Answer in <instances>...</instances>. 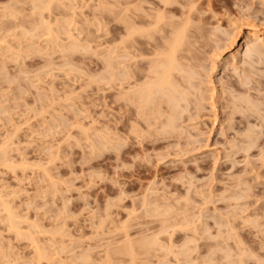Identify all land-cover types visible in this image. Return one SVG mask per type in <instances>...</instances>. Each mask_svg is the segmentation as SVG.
<instances>
[{
    "label": "rangeland",
    "instance_id": "rangeland-1",
    "mask_svg": "<svg viewBox=\"0 0 264 264\" xmlns=\"http://www.w3.org/2000/svg\"><path fill=\"white\" fill-rule=\"evenodd\" d=\"M36 1L0 0V264H104L109 247L124 245V227L134 240L159 238L160 248L157 241L155 249L142 250L138 264H177V255L182 264L207 259V264H264V88L259 89L264 82V0H174L178 2L170 9L176 19H187L194 26L191 34L199 27L202 33L193 35L192 59L185 53L187 65L197 73L185 66L196 76L191 81L200 104L194 99L189 108L182 104L188 111L181 119L176 114L180 129L172 133V127L163 130L169 123L163 120L168 113L164 103L163 127L154 123L160 111L155 115L159 119L150 116L159 107L141 114L130 104L126 114L122 94L128 81L122 76V84L116 85L107 66L128 61L106 59L116 43L114 25L123 37L131 20H125L131 16V11L125 13L128 4L145 14L155 1L163 6L160 0H56L52 14L44 15L60 32L58 43H76L72 49L48 43ZM249 31H258L261 38L252 44L263 45L253 51L254 57L246 54L253 63L262 58L251 67L252 60L245 57ZM123 62L121 72H130ZM247 76L257 81L251 85L257 91L246 90L250 106L240 93L250 87L243 83ZM238 96L245 110L234 106ZM148 113L155 126L147 123ZM229 220L233 228H222ZM17 221L20 228H12ZM166 222L172 227L168 231L163 230ZM230 229L237 238L228 235ZM217 244L227 245L233 259ZM243 249L252 256L238 263L246 256ZM116 257L114 264H130V257Z\"/></svg>",
    "mask_w": 264,
    "mask_h": 264
},
{
    "label": "bare ground",
    "instance_id": "bare-ground-1",
    "mask_svg": "<svg viewBox=\"0 0 264 264\" xmlns=\"http://www.w3.org/2000/svg\"><path fill=\"white\" fill-rule=\"evenodd\" d=\"M37 1H39V0H37ZM36 1V2H37ZM159 1V0H158ZM40 2V5H38V2L36 3V5H35V7L37 6V8L39 9V11L41 12H39V14L40 15H42V16H44L42 19H45L44 21H43V23H45V27H44V29H42V34H44L45 36H46V40L48 41V43L50 44L51 42L53 43V45L52 46H54V44L55 45H57V47H59V48H61V47H65V46H68V45H64L62 42V46L60 47L59 46V44H61V43H58V42H60L59 40H60V37H61V34H59L60 32L58 31V30H55L52 26H53V24L52 23H50L49 21H51V19H49V21H48V19L46 20V18H49V17H45V15L46 14H48V13H50L51 11L50 10H52V7L51 6H53V4H56L57 2H56V0H40L39 1ZM159 2H161V3H163V6H161V4L159 3H157L156 1L154 2V9L153 10H151V9H149V13H148V10H147V13H137V9L136 8H138L137 6H135V8L134 7H132L133 9H130L131 8V6H130V4H128V8L126 9V11H125V13H126V15L128 14L127 12H130L131 11V13H129L131 16L128 18V19H125V20H130L129 22H128V25H125V27H124V29L122 30V32L124 33L122 36L123 37H120V34H119V31H120V26L119 25H114V36H113V40L116 42V43H114L113 45H112V47L110 46V50H109V52H108V54L109 55H107V57H106V59H107V61L109 60H115V61H119V59L122 57V60L124 59V57H126V61H128V63H129V61H133V64H128L127 62H125V59H124V62L123 61H121V62H123L124 64H126V65H124V67H126V69H128V67L130 68V72H121V70H120V68L122 69L123 67H120V63H114V64H112V66H107V67H109L110 69V71L112 72L113 71V73H112V75H113V78H114V80L113 81H115L116 82V85H119V84H122V76L123 77H126V79H127V83H125V84H127V85H129V89L126 91V92H124L122 95L124 96V98L126 99V101L125 102H127L126 103V105H125V108H126V114H127V112L128 113H130L131 112V109H130V104H132V105H136L137 107H135V108H137V110H140V112H141V114L142 113H144L145 112V110L147 109V110H149L150 108H153V109H151V111L152 110H154V109H156V108H154V107H159L158 108V110H154L153 112H150L151 113V117L153 116H157V113H158V117L160 118V120H155V119H159L158 117H156L155 116V118H153L154 120H155V124H160L161 126L163 125V124H161V122H162V118L161 117H163V116H160V113H161V111L162 110H160L161 109V107H163L162 106V104L166 107V110L167 111H165V107H163L162 109L165 111V112H168L167 114H169L170 115V117H168L169 115H167L166 113V117L163 119L164 120V123H166V122H169V123H167L166 124V127H163V126H165V124L162 126L164 129L163 130H168V128L167 127H172V129L171 128H169V130L168 131H171V133H172V131L173 132H177V130H179L180 128H176V126H178L179 127V122L180 121H178L179 119H177V117H176V114H178L179 115V118H180V115H181V118H182V115H183V112L185 113L186 111H188L187 110V108H186V106L188 107H190V105L192 104V102L191 101H193V99H194V101L193 102H195V101H197L198 100V96H199V91H196L197 89H198V87H196V84H195V86L193 85L194 83V81H195V79H194V77L196 78V76L194 75V74H196L197 75V73L196 72H194L195 70H194V67L193 66H190L189 64L187 65V62H189L188 60H190V59H188L189 58V56L187 55V54H189L190 55V58L192 59V56H193V54L191 53V49H192V47L195 45V43L197 42L196 41V39L194 38V37H196L197 36V31H198V33L199 34H201L202 33V30L200 29V27L199 28H197V30H196V33L194 32V31H192L193 29L192 28H194V26H192L191 24H190V22H189V26H192V27H190V28H188L189 26L187 25L188 23V21H187V19H186V22L184 21V22H182L181 20H177L176 19V17L174 16V12L171 10L172 9V6L171 5H173L174 3L176 4V2H178V1H174V0H160ZM117 3H119V2H117ZM117 3H115L113 6L116 8V5H117ZM156 3V4H155ZM119 5H121V4H119ZM155 5H156V7H155ZM171 6V7H170ZM174 6V5H173ZM155 8L157 9V10H155ZM171 8V9H170ZM185 8H187V7H185ZM114 9V8H113ZM173 9H175V8H173ZM133 10H136V11H133ZM139 10V9H138ZM154 10L156 11L155 13H154ZM172 11V13H170V14H173L172 16L171 15H168L169 14V12H171ZM47 12V11H49V12H47L45 15H44V12ZM53 11V10H52ZM115 11V10H114ZM123 10H122V14H124L123 12H124ZM139 11H141V10H139ZM112 12V11H111ZM143 12H145V10L143 11ZM153 12V13H152ZM190 12V11H189ZM121 13V12H120ZM119 13V14H120ZM191 13H192V11H191ZM51 14H52V12H51ZM51 14H50V17H51ZM113 14V13H112ZM123 16V15H122ZM129 16V15H128ZM127 16V17H128ZM169 16L171 17V18H169ZM174 16V17H173ZM185 16V15H184ZM187 16V15H186ZM190 16V15H189ZM126 17V16H125ZM173 17V18H172ZM174 18H175V20L177 21V23L176 22H174L175 20H174ZM190 19V18H189ZM46 21V22H45ZM41 22V21H40ZM178 22H182V23H185L184 25L183 24H181V23H179L178 24ZM192 22V21H191ZM42 23V24H43ZM54 23V22H53ZM187 23V24H186ZM57 23L55 22V24L54 25H56ZM181 24V25H180ZM58 26H59V24H57ZM201 26V25H200ZM202 27V26H201ZM58 28V27H57ZM190 29H192L191 30V32H193L192 34L190 33V32H188V31H190ZM196 29V28H195ZM198 29H200V30H198ZM57 32V33H56ZM59 32V33H58ZM71 31H69V33H70ZM262 32V31H261ZM67 33H68V31H67ZM66 33V34H67ZM196 34V36H193V35H195ZM248 34H247V40H246V42H245V45L247 46V48H246V53H245V55L247 54V53H249V52H252L251 53V55L253 54V51L255 52V50H256V48L258 49V48H262L263 47V45H261L260 47H258V45H260V43L259 44H257V47L255 46V45H253L255 42H256V39L255 38H257L258 40H259V36H258V31L257 32H255V31H249V32H247ZM41 34V35H42ZM62 34H63V32H62ZM71 34V33H70ZM189 34H190V36L192 37V38H194V40H192V44L190 43V36H189ZM263 34H264V30H263ZM43 35V36H44ZM68 35V34H67ZM210 35V34H209ZM69 36V38H70V35H68ZM74 37V36H73ZM237 37V36H236ZM235 37V38H236ZM234 38V37H233ZM235 38L233 39V43L235 42L234 40H235ZM254 39H255V41H254ZM261 39V38H260ZM45 40V39H44ZM76 39H74V41H75ZM61 41H63L62 39H61ZM195 41V42H194ZM254 41V43L252 44V42ZM76 42V41H75ZM112 42V41H111ZM250 42H251V44H250ZM46 43V42H45ZM51 43V44H52ZM72 43H74L73 41H72ZM50 44V45H51ZM76 43H74V44H71L70 43V45H75ZM81 44V45H80ZM80 47L82 46L83 47V45H82V43H81V41H80ZM116 44V45H115ZM263 44V43H262ZM40 45V44H39ZM38 45V48L40 47ZM191 45V46H190ZM249 45H253L254 47H255V49L253 50V48L251 47V46H249ZM43 46V45H42ZM41 46V47H42ZM72 46V47H73ZM84 46H86L85 44H84ZM245 46V47H246ZM40 47V48H41ZM45 47H47V46H45ZM57 47H55V49L57 48ZM70 49H72V47H70V46H68ZM68 47H65V48H68ZM75 47H78L79 48V46L78 45H76ZM190 47V48H189ZM44 47H42V49H43ZM65 48H62L63 49V51H68L67 49H65ZM41 49V50H42ZM81 49V48H80ZM82 49H84V48H82ZM40 50V49H39ZM39 50H36L37 52L39 51ZM190 50V51H189ZM259 50H261V49H259ZM45 51V50H44ZM249 51V52H248ZM189 52V53H188ZM185 53H187V54H185ZM191 53V54H190ZM250 54V53H249ZM254 54H256V52L254 53ZM192 55V56H191ZM251 55L249 56H245L246 57V59L247 58H249L250 57V59L252 60L253 58H251ZM110 56V57H109ZM253 57H254V55H252ZM127 57L129 58V60H127ZM141 58V60H138V59H140ZM110 58V59H109ZM263 59H264V56H263ZM186 60V62H184ZM256 60H258V61H256ZM255 60V63H253L254 61L252 60L250 63H253V64H249L250 65V67H251V65L253 66L254 64H256L257 62H261V60H262V58H257ZM108 61V62H109ZM132 61H131V63H132ZM192 61V60H191ZM246 61V60H245ZM247 62V61H246ZM110 63V62H109ZM184 63H186V65H184ZM108 65H110V64H108ZM127 65H130V66H127ZM185 66H187V68L189 67H193V68H191V71L194 73L193 75H192V72L190 73V70H187V68H185ZM133 67V68H132ZM135 67V68H134ZM111 68H112V70H111ZM188 68V69H189ZM125 69V70H126ZM255 70V69H254ZM253 72V71H252ZM123 73V74H122ZM255 73H257V71L255 72L254 71V75H257V74H255ZM261 74H259V76H260ZM192 76H193V78H192ZM260 77H263V76H260ZM242 78L243 77H241V81H244V79L246 78H248V76L247 77H245L243 80H242ZM103 79V78H102ZM124 79V78H123ZM125 79V80H126ZM192 79H194V81L192 82L191 80ZM251 81H250V80ZM252 79L254 80V77H249L247 80H245V81H247V83L244 81L243 83H245L246 84V86L247 85H249L250 87L248 88V86H247V88L244 90V91H241L240 93H242V92H244L246 95L248 94L249 95V93L251 92V90L253 91V89H254V91L256 90L257 91V88L255 89V87L254 86H251V85H255V82H256V84H257V81H252ZM104 80V79H103ZM249 80V81H248ZM109 81H110V79H109ZM112 81V82H113ZM124 81V80H123ZM124 82H126V81H124ZM123 82V83H124ZM248 82H250V84H248ZM242 83V82H241ZM242 83V84H243ZM254 83V84H253ZM259 83H261V81L259 80ZM245 84H243V86H245ZM263 84V85H262ZM113 85H114V83H113ZM112 85V86H113ZM261 86H259L260 88L259 89H263L264 88V82L262 81V83L260 84ZM116 87V86H115ZM192 87H193V90H195L197 93H195V92H192ZM254 87V88H253ZM117 89L116 90H118V88H119V86L118 87H116ZM195 88V89H194ZM252 88V89H251ZM115 89V88H114ZM189 89H190V91H191V96H193V98L191 97V96H189L190 95V92H189ZM249 90L250 89V91H249V93L246 91V90ZM259 89H258V93H260V92H262V89H261V91L259 92ZM115 90V91H116ZM119 91V90H118ZM237 91V90H236ZM239 91V90H238ZM246 91V92H245ZM201 92V91H200ZM118 94V93H117ZM195 94H198V96H196ZM248 95H247V97H245L244 96V99H243V97H240L239 98V96H238V98L236 99L237 100V102H238V100H239V104L237 105V102L236 101H234L233 103H234V106L236 107V108H240L241 106L244 108L245 107V103H243V102H247V104H248V102H249V100H248ZM116 97L118 96V95H115ZM189 96V97H188ZM196 96V97H195ZM192 99H191V98ZM195 97V98H194ZM200 97H201V95H200ZM254 98V95H252L251 96V100L253 101V98ZM187 98L189 99V101L187 100ZM247 100H246V99ZM195 99H197V100H195ZM241 99V100H240ZM242 99H243V102H242ZM124 100V99H123ZM199 101V100H198ZM197 101V102H198ZM240 101H241V105H240ZM184 102H185V104H186V102H187V104H186V106L185 105H182V104H184ZM188 102H191V103H188ZM199 103V102H198ZM198 103H196L195 102V104H197L198 105ZM243 103V104H242ZM256 104V100H255V102L253 101V104ZM188 104H190V105H188ZM200 104V103H199ZM237 106H236V105ZM250 104H252L251 102H250ZM250 104H248V106H250ZM254 104V105H255ZM184 106H185V109H184V111L182 110L181 112H179L178 110H180L181 108L180 107H182V108H184ZM233 106V108H234V110L236 109L235 107ZM239 106V107H238ZM258 106V107H257ZM259 106H261V104L259 105V103H257L256 104V107L257 108H259V110L254 106V109L251 107H248V108H250L251 109V111H253V114L255 115V108H256V110H258V112H260L259 114H261V107H259ZM133 107V106H132ZM188 107V108H189ZM134 108V107H133ZM243 108H240V109H242V110H245V109H243ZM247 108V110L249 111V109ZM146 110V111H147ZM247 111V112H248ZM139 112V111H138ZM154 112H155V114H154ZM179 112V113H178ZM235 112H236V110H235ZM237 112H240V110H237ZM258 112H256V113H258ZM150 113H148L147 115L148 116H146L145 115V117H150L149 116V114ZM162 113H163V111H162ZM180 113H182V114H180ZM242 113V112H241ZM244 113V112H243ZM248 113H250V112H248ZM252 113V112H251ZM137 114V113H136ZM146 114V113H145ZM234 114V113H233ZM253 114H251V116L253 115ZM162 115H164V114H162ZM257 115V114H256ZM139 116H140V114H139ZM143 116H144V114H143ZM165 116V115H164ZM136 117V116H135ZM151 117L150 118H148V122L147 121H145V122H147V123H150L151 125H153V126H155L154 125V123L152 124L151 123ZM168 117V119H166ZM176 117V118H175ZM249 117V116H248ZM259 117V116H258ZM127 118H128V120H130L131 119V117L128 115L127 116ZM143 118V117H142ZM180 118V119H181ZM136 119V118H135ZM145 119V118H144ZM152 119V120H153ZM177 119V120H176ZM137 120V119H136ZM141 120H143V119H141ZM153 120V121H154ZM167 120V121H166ZM159 121H161V122H159ZM166 121V122H165ZM157 122V123H156ZM176 122H178V123H176ZM261 122H263L264 123V120H262ZM120 123V122H119ZM132 123H133V121H132ZM135 123H136V121H135ZM138 123V122H137ZM163 123V122H162ZM134 124V123H133ZM150 124H148L149 125V127H150ZM157 124V125H158ZM170 126H169V125ZM173 124H176V125H174L175 126V128H173V126H171V125H173ZM135 125V124H134ZM162 127H160V128H162ZM132 128H133V126H132ZM134 128H135V126H134ZM182 128V127H181ZM135 129H137V128H135ZM135 129H133V130H135ZM173 129H175L176 131H174ZM183 130H184V128H183ZM253 130V129H252ZM168 131L166 132L165 131V133H168ZM251 132V131H250ZM114 133H116V132H114ZM162 133V132H161ZM252 133V132H251ZM149 134V133H148ZM249 134V133H248ZM116 135V134H115ZM175 136V135H174ZM251 136H252V134H251ZM116 137V136H115ZM115 137H113L112 139H114ZM138 137H140V136H138ZM178 137H180V136H178ZM249 136H247V139L249 140V141H251L250 139L252 138V140H254V138L253 137H251V138H248ZM104 138V137H103ZM117 138V137H116ZM119 139H121V138H119ZM119 139H117L118 140V143H119ZM108 140H110V139H108ZM114 140H116V139H114ZM122 140V139H121ZM113 141V140H112ZM255 141V140H254ZM109 142H111V141H109ZM121 142V141H120ZM111 143H113L114 145H116V143H114V141L113 142H111ZM117 143V146L119 145ZM251 143V142H250ZM254 143V142H253ZM121 144V143H120ZM249 144V143H248ZM248 144L245 146V147H247L248 146ZM252 144V143H251ZM250 144V145H251ZM252 146L253 145H251L249 148H244V151H249V149L250 148H252ZM116 148V147H115ZM241 148V150H242V147H240ZM239 148V149H240ZM240 151V150H239ZM243 151V152H244ZM234 198V197H233ZM2 200H3V198H1ZM1 199H0V202H2L1 201ZM147 200V199H146ZM4 202V201H3ZM3 202H2V204H3ZM146 202V201H145ZM157 204V203H156ZM160 204V203H159ZM148 205V204H147ZM158 205V204H157ZM7 207V206H6ZM146 207V206H145ZM152 209V211H149L150 213H155L154 211L155 210H157L158 209V215L160 214V212H159V207L158 208H156L155 207V210H153L154 208H151ZM167 209V208H166ZM10 210V209H9ZM13 213V212H12ZM9 214H11V210L9 211ZM14 214V213H13ZM13 214H11V217H13L12 215ZM161 214H163L162 213V211H161ZM236 214V213H235ZM154 215H156V213L154 214ZM164 215H165V213H164ZM16 218H17V216L16 215H14ZM160 216V215H159ZM167 216V215H166ZM9 217H10V215H9ZM153 217V216H152ZM165 217V216H164ZM167 217H170V216H167ZM9 219H11V220H13L12 218H9ZM165 221H168V220H166L167 218H163ZM161 220V222H163L164 220ZM229 219V218H228ZM228 219H226V220H228ZM231 219V218H230ZM14 220H15V218H14ZM17 220V219H16ZM165 221H164V224H165ZM14 221H12V223H13ZM20 222V221H19ZM228 222V221H227ZM232 222H231V220H229V225L227 224V223H224L226 226L225 227H223L224 226V224L222 223V225L223 226H221V222L220 223H218L219 224V226H221L222 228H226V227H228V226H232L233 225V223L231 224ZM253 223V222H252ZM17 224V225H16ZM19 223H18V221H17V223H14L13 225H11V226H13L12 228H16V227H19V225H18ZM163 224V223H162ZM164 224H163V230H166V231H168V229L167 228H170L171 226H170V224L168 225V222H166V224L169 226H164ZM187 224V223H186ZM193 224V223H192ZM160 225V224H159ZM179 225V224H178ZM182 225V224H181ZM183 226V225H182ZM181 226V227H182ZM193 226V225H192ZM192 226H190V227H192ZM195 227H196V225H194ZM124 227V226H123ZM164 227H166L165 229H164ZM20 228V227H19ZM172 228V227H171ZM183 228L184 227H182L181 229L183 230ZM187 228V227H186ZM185 228V229H186ZM197 228V227H196ZM222 228H220V229H222ZM229 228V227H228ZM231 228H233V227H231ZM235 228V227H234ZM16 229H18V228H16ZM123 229H125V230H123ZM131 229V228H130ZM152 229V228H151ZM180 229V228H179ZM192 229V228H191ZM193 229H194V227H193ZM219 229V231H218V233L219 232H221V233H223L224 231H222V230H220ZM129 230V229H128ZM127 230V228H122V231H123V233H124V240L123 241H125V243H124V245H122L121 247H117L116 249H114V248H112L111 247V250H110V247H109V251L107 250V253L105 254V262H104V260H103V262H104V264H114V260H116L117 259V257H116V255L118 256V254L120 255V254H122V255H126V256H128V258L130 257V264H138V263H140L142 260H138V258H139V255H142V254H144V253H142L143 251L142 250H144V252L145 253H147V251H149V249L151 248V246H152V248H153V246L155 245V247L158 245V247L159 246H161L160 245V241H158V237H157V240H156V235L155 236H153V237H151V239L150 238H143V239H141V238H139L140 240H134V239H131L130 238V235H129V233L127 232L128 231ZM162 230V231H163ZM235 230V229H234ZM234 230H232L231 231V229H230V231H231V233H229L228 235L230 236V235H234V236H236L235 234V232H234ZM165 231V232H166ZM174 231H175V229H174ZM194 231H197V230H195L194 229ZM208 231V230H207ZM164 233V231L162 232V234ZM220 233V234H221ZM225 233V232H224ZM223 233V234H224ZM227 233V232H226ZM234 233V234H233ZM22 234V233H21ZM24 234V233H23ZM157 234V233H156ZM168 234V233H167ZM145 235V234H144ZM153 235V234H152ZM219 235V234H218ZM150 236V235H149ZM148 235H147V237H149ZM158 236V235H157ZM220 236V235H219ZM237 236H238V234H237ZM237 236L235 237V238H237ZM233 237V236H232ZM242 237V236H241ZM194 238V237H193ZM228 238V240L229 239H231V237H227ZM227 238H224V241L226 242L227 241ZM234 238V237H233ZM239 238V237H238ZM136 239V238H135ZM171 240H172V237H171ZM188 240V239H187ZM195 240V239H194ZM240 240V239H239ZM159 243H158V242ZM243 241V240H242ZM172 242V241H171ZM236 242V241H235ZM240 242V241H239ZM156 243H158V244H156ZM191 243V242H190ZM189 244V243H188ZM225 244V243H224ZM227 245H228V241H227V243H226ZM239 244V243H238ZM237 244V245H238ZM121 245V244H120ZM183 245V244H182ZM225 246V247H223L222 246V244H220V246H222L221 248L219 247V245L217 244L216 246H217V248H220L221 249V251L222 250H224L223 252L224 253H226V250H228V246ZM155 247L153 248V249H155ZM172 247V246H171ZM170 247V250L169 251H171L172 250V248ZM240 247V246H239ZM160 248V247H159ZM164 248V247H163ZM225 248H227V249H225ZM235 248V247H234ZM186 249V248H185ZM191 249V248H190ZM189 249V250H190ZM245 249V248H244ZM243 249V250H244ZM147 250V251H146ZM165 250V249H164ZM168 250V249H167ZM187 251V250H185V252L186 253H184V250H183V253L185 254V256L186 255H190L191 256V252L190 251ZM217 250V249H216ZM230 250V249H229ZM172 251H175V250H172ZM171 251V252H172ZM208 251V250H207ZM188 252H190V253H188ZM234 252V251H233ZM243 253H241V254H245L246 253V256L244 255H242L243 257H244V259H238L237 261H239L238 263H240V260H246L245 259V257L247 258V257H250V256H252L251 254H249L247 251H242ZM245 252V253H244ZM142 253V254H141ZM169 253V252H168ZM174 252H172V254H173ZM223 253V254H224ZM229 254H227L226 253V256H227V258H229L230 257V259H233V258H231V256H229L230 255V253H231V251L230 252H228ZM176 255H177V253H175ZM179 254V253H178ZM241 254H239V256L241 255ZM211 255V254H210ZM248 255V256H247ZM250 255V256H249ZM40 257H43V256H41V253H40V255H39ZM174 256V255H173ZM190 256H187V258H189V260H190ZM225 256V257H226ZM122 257V256H121ZM124 257V256H123ZM178 257V258H177ZM177 257H174V259L176 260V259H178V262H179V255H177ZM241 257V256H240ZM116 258V259H115ZM236 258V257H235ZM239 258V257H238ZM84 258H82V260H83ZM181 259H182V257H181ZM193 259V258H192ZM87 260V259H86ZM85 259H84V263H85V261H86ZM119 260H121V259H119ZM165 260V259H164ZM209 260H211V259H209ZM122 261V260H121ZM121 261H120V263H121ZM192 260H190V264H192V262H191ZM207 261H208V259H207ZM207 261L205 262V263H203V264H207ZM233 261H235V260H233ZM233 261H231L230 263H227V264H233V263H235V262H233ZM259 261V260H258ZM83 262V261H82ZM102 262V263H103ZM116 262V261H115ZM119 262V261H118ZM123 262V261H122ZM127 262V261H126ZM161 262V261H160ZM163 262V261H162ZM176 262H177V260H176ZM178 262H177V264H178ZM186 262V261H185ZM189 261L187 260V262L186 263H188ZM193 262H194V264H197V263H195V261L193 260ZM233 262V263H232ZM242 262V261H241ZM119 263V264H120ZM144 263V262H143ZM142 263V264H143ZM182 263H184V262H182V261H180L179 262V264H182ZM261 263V262H260ZM260 263H258V264H260ZM162 264V263H161ZM165 264V263H164ZM167 264H169V263H167ZM199 264V263H198ZM211 264V263H210ZM236 264H237V262H236ZM247 264V263H246ZM262 264V263H261Z\"/></svg>",
    "mask_w": 264,
    "mask_h": 264
}]
</instances>
